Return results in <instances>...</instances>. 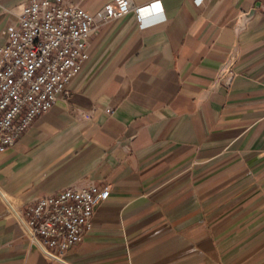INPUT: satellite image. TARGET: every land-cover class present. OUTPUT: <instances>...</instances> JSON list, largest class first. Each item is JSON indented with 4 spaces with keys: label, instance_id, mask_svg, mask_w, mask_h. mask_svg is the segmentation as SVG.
<instances>
[{
    "label": "crops",
    "instance_id": "1",
    "mask_svg": "<svg viewBox=\"0 0 264 264\" xmlns=\"http://www.w3.org/2000/svg\"><path fill=\"white\" fill-rule=\"evenodd\" d=\"M27 1L0 0V46ZM131 1L160 10L101 26L67 102L0 151V264H264V0ZM87 182L109 195L50 259L15 211Z\"/></svg>",
    "mask_w": 264,
    "mask_h": 264
},
{
    "label": "built area",
    "instance_id": "2",
    "mask_svg": "<svg viewBox=\"0 0 264 264\" xmlns=\"http://www.w3.org/2000/svg\"><path fill=\"white\" fill-rule=\"evenodd\" d=\"M150 8L160 10L157 1L136 6L131 0H109L94 12L71 0L19 4L0 46V151L11 147L55 102H67L69 83L88 58L92 34L130 11L142 24ZM234 61L235 53L230 52L218 72L217 81L225 87L234 78ZM109 190L106 182L72 184L25 203L15 211L16 218L45 256L63 260L91 229L94 208Z\"/></svg>",
    "mask_w": 264,
    "mask_h": 264
}]
</instances>
